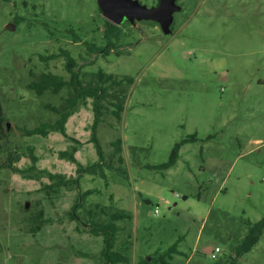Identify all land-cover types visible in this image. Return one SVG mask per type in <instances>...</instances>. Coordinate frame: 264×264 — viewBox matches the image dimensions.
Returning a JSON list of instances; mask_svg holds the SVG:
<instances>
[{"label":"rangeland","instance_id":"1","mask_svg":"<svg viewBox=\"0 0 264 264\" xmlns=\"http://www.w3.org/2000/svg\"><path fill=\"white\" fill-rule=\"evenodd\" d=\"M139 1L151 7L159 0ZM179 2L169 34L157 21L124 19L117 48L78 59L85 79L98 68L133 77L120 120L109 106L96 132L102 173H84L80 187L100 190L88 196L87 208L102 203L130 214L118 233L122 240L129 235L130 262L115 264H136L176 242L167 264L225 261L249 224L264 217V0ZM97 3L0 0V99L12 128L1 142L0 163L13 155L14 166H29L28 146L37 171L74 176L76 163L60 154L73 148L80 163L98 161L91 98L68 116L63 132L22 136L17 129L54 120L46 104L59 106L68 95L66 87L41 95L28 87L43 70L69 76L63 56L45 62L40 54L66 47L85 55L87 43H105L106 17ZM116 137L119 153L111 144ZM185 138L175 164L157 167ZM48 181L45 173L37 179L0 169V264H97L102 235L77 231L64 215L78 189L61 187L49 199L39 189ZM38 201L51 221L31 234ZM206 244L220 248L216 259L203 252ZM235 264H264V228Z\"/></svg>","mask_w":264,"mask_h":264},{"label":"trees","instance_id":"2","mask_svg":"<svg viewBox=\"0 0 264 264\" xmlns=\"http://www.w3.org/2000/svg\"><path fill=\"white\" fill-rule=\"evenodd\" d=\"M149 21L155 22L154 20ZM103 26L105 43L103 45H97L92 42L87 43L85 55L79 53L78 56H74L71 50L66 47H59L57 52L39 55L45 62L49 59H55L59 56H63L64 68L69 76L65 77L62 74L52 73L51 70H43L40 72L37 79H32L28 82V87L33 89L37 95L43 94L45 90H50L52 93L57 94L63 87H66L68 95L63 97V102L59 106L51 105V103L46 104V107L51 109V111H53L56 115L54 120L48 119L41 121L34 127H17L20 135L22 136L30 134L45 135L49 131L54 130H60L63 132L65 130V123L68 116L76 110L79 103L84 102L87 97L91 98L94 114L90 141L95 146L98 161L88 166L80 163L74 155L76 148H73L70 151H61L60 154L68 156L69 159L76 163L74 176L68 177L63 173H51L45 169L37 171V157L33 153L32 146H28L26 149L27 156L31 160L29 166L23 169L17 168L14 166V162L17 158L13 155H9L6 161L0 163V169L11 168L13 171H17L23 173L25 176L37 179L40 174L45 173L49 178V181L43 182L39 189L43 190L49 199H51L52 194L57 193L61 187H75L78 189L74 203L68 210L66 209L64 211V215L70 221L75 220L77 222L75 227L78 231L84 230L85 232L93 235H102L103 244L99 255L96 256L97 264H115L117 262L129 263L130 257L127 254L131 244L129 235H127V238L122 240L118 237V233L123 229L119 222H123L130 218V214L122 209L115 208L112 205L108 206L102 203H95L93 206L87 208L85 206V202L87 201L88 196L92 193H99L100 190L98 188L80 189L81 178L84 173H94L97 168H100L99 171L102 173L101 169H103L102 163L104 158L103 147L96 132L100 122L103 120L102 116L105 113V110L107 111L111 107L112 115L117 120H120L124 109V98L127 96L128 86L133 83V77L107 73V71L103 68H98L97 71L92 72L90 78H84L87 72L82 71L83 63L78 62L79 58L86 59V54L91 55L99 52L109 54L111 49L118 47L117 42L120 40L122 33L120 25L112 23L108 20V18H104ZM9 130L10 128L7 126V117L5 116L4 108L0 99V147L1 142L4 141L9 134ZM190 139H195V136L191 135ZM186 140H189V138L177 141L169 154L168 160L157 165V167H160V169H166L175 164L180 146L186 142ZM121 143L122 139L120 137H116V139L111 142V144L115 146V153H119L122 150ZM118 159L122 160L121 155H118ZM38 203V209L30 218L34 221L32 227L28 229V231L32 234L40 230L44 223L51 221L44 216V210L41 207L40 201H38ZM100 213H103L105 217H100ZM81 223L83 228L79 226ZM263 228L264 217L253 224L250 223L245 235L233 248L234 256H229L228 259H225V261L218 260L215 264H235L238 257L243 255L258 242ZM176 244L177 242L170 245L161 253L156 251L152 253V255L142 258L140 261L136 262V264H152V262L157 260L167 264L169 263L168 260L172 257V254L178 252ZM80 253L88 257L95 256V254L84 253V251H80Z\"/></svg>","mask_w":264,"mask_h":264},{"label":"water","instance_id":"3","mask_svg":"<svg viewBox=\"0 0 264 264\" xmlns=\"http://www.w3.org/2000/svg\"><path fill=\"white\" fill-rule=\"evenodd\" d=\"M101 13L114 24H119L124 19L130 22L135 20H154L164 34L171 32V23L174 21L173 13L180 8L176 0H159L157 5L147 7L139 0H97ZM9 27L14 28L13 23ZM9 127V122H7ZM209 253V251H208Z\"/></svg>","mask_w":264,"mask_h":264},{"label":"built area","instance_id":"4","mask_svg":"<svg viewBox=\"0 0 264 264\" xmlns=\"http://www.w3.org/2000/svg\"><path fill=\"white\" fill-rule=\"evenodd\" d=\"M157 211V210H156ZM220 252V248L218 246H212L210 251H209V255L213 258L216 259L218 254Z\"/></svg>","mask_w":264,"mask_h":264},{"label":"crops","instance_id":"5","mask_svg":"<svg viewBox=\"0 0 264 264\" xmlns=\"http://www.w3.org/2000/svg\"><path fill=\"white\" fill-rule=\"evenodd\" d=\"M75 229H76V227H75ZM77 230V229H76ZM78 231V230H77ZM80 231H82V230H80ZM84 231V230H83ZM32 234V233H31ZM213 245L211 244V245H209V244H206V245H204V246H202V249H203V251H205L207 254H208V251H210V249H211V247H212Z\"/></svg>","mask_w":264,"mask_h":264},{"label":"flooded vegetation","instance_id":"6","mask_svg":"<svg viewBox=\"0 0 264 264\" xmlns=\"http://www.w3.org/2000/svg\"><path fill=\"white\" fill-rule=\"evenodd\" d=\"M176 2L178 3V4H181L180 2H179V0H176ZM157 5V4H156ZM172 24V23H171ZM171 27V26H170ZM204 253H206L205 251H203Z\"/></svg>","mask_w":264,"mask_h":264}]
</instances>
